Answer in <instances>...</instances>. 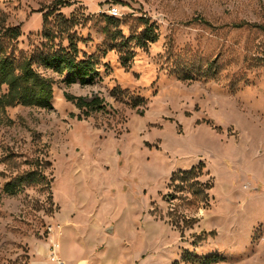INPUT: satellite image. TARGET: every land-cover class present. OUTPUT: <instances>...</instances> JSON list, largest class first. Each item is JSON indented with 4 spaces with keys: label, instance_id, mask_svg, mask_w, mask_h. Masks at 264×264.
I'll list each match as a JSON object with an SVG mask.
<instances>
[{
    "label": "rangeland",
    "instance_id": "374dc122",
    "mask_svg": "<svg viewBox=\"0 0 264 264\" xmlns=\"http://www.w3.org/2000/svg\"><path fill=\"white\" fill-rule=\"evenodd\" d=\"M142 21L157 34L146 48L129 40ZM242 22L264 28V0H0V26L20 30L15 57L69 36L97 64L85 86L34 65L52 80L50 108H0V264H27L60 221L70 238L110 225L123 263L167 264L177 248L176 264H264V33L230 27ZM66 95L103 109L84 117ZM192 169L204 196L171 182ZM31 171L48 184L3 192Z\"/></svg>",
    "mask_w": 264,
    "mask_h": 264
},
{
    "label": "trees",
    "instance_id": "16d2710c",
    "mask_svg": "<svg viewBox=\"0 0 264 264\" xmlns=\"http://www.w3.org/2000/svg\"><path fill=\"white\" fill-rule=\"evenodd\" d=\"M45 21V18H43ZM203 22L202 20H200ZM105 22L108 27L116 28L118 21L112 17H105ZM206 23V22H203ZM233 29L252 28L260 30L264 33V28L258 25L249 23H238L230 26ZM142 32L136 36H130L129 40H134L135 45L139 48H146L149 44L157 41V34L154 27L149 25L147 21H142ZM120 32L114 31L112 40L119 36ZM43 36L47 39L49 34L44 31ZM20 37L18 27L0 26V87L6 88L5 93L0 97V108L24 106L39 109H49L52 100V80L40 75L34 65L40 66L45 70H49L57 77H62V82L66 86L78 84L85 86L91 84L95 76H97V64L94 58L82 55L78 57L76 46L71 42L68 36V45L65 48H57L49 52L39 53L35 56H20L15 57L13 54L12 42ZM124 44V43H122ZM122 51V50H119ZM130 56L126 52L120 53L119 61L122 66H126ZM258 63L264 62V42L260 47L258 55L254 58ZM208 66L211 67V64ZM209 67V68H210ZM191 80V78L182 76L180 80ZM66 101L72 103L74 107L80 111L84 117H88L94 112L103 109L102 100L97 97L84 98L65 96ZM195 169L189 172L176 173L171 177V182L178 181L182 186H179V191H185L192 196H204L200 188L194 186L192 176ZM44 171L38 174L29 172L25 177H19L12 182L4 185L3 192L12 196L25 184L26 186L39 185L45 181L48 184V179ZM197 185V184H196ZM199 185V184H198ZM206 198V196H205ZM177 226V222H172V226ZM198 261V258H194ZM218 257L208 256L200 262V264H213L220 261Z\"/></svg>",
    "mask_w": 264,
    "mask_h": 264
},
{
    "label": "crops",
    "instance_id": "0c3cea01",
    "mask_svg": "<svg viewBox=\"0 0 264 264\" xmlns=\"http://www.w3.org/2000/svg\"><path fill=\"white\" fill-rule=\"evenodd\" d=\"M67 224L62 221L53 222L49 228V235L44 241L29 244L27 264H55L49 260V246L52 243L57 244L56 257L64 264H142L138 258L123 263L119 254L116 255V249L113 244L111 245L113 229L110 225L97 227L96 234L91 239H87L81 235L68 237L65 232ZM175 253L177 258L174 261H168L167 264H176L179 258L177 248Z\"/></svg>",
    "mask_w": 264,
    "mask_h": 264
},
{
    "label": "built area",
    "instance_id": "2783aa9c",
    "mask_svg": "<svg viewBox=\"0 0 264 264\" xmlns=\"http://www.w3.org/2000/svg\"><path fill=\"white\" fill-rule=\"evenodd\" d=\"M106 12H107V15H109L110 17H120L119 11L116 7L110 6L107 8ZM48 231L50 232L49 228H48ZM49 255H50L49 260L51 262H54L55 264H64L60 259L56 257L57 255V244L56 243H52L49 246Z\"/></svg>",
    "mask_w": 264,
    "mask_h": 264
}]
</instances>
